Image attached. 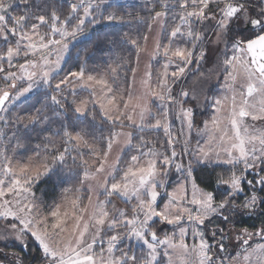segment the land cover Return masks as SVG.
Segmentation results:
<instances>
[{"label": "snow or ice", "instance_id": "snow-or-ice-1", "mask_svg": "<svg viewBox=\"0 0 264 264\" xmlns=\"http://www.w3.org/2000/svg\"><path fill=\"white\" fill-rule=\"evenodd\" d=\"M156 4L161 11L155 10ZM121 8L111 0H0V78L5 81L0 87V122L8 123L5 114L17 102L47 89L37 100L41 107L33 105L35 114L26 111L15 120L27 119L32 125L59 122L58 129L45 130L62 134L63 147L61 151L48 138L47 144L37 147L50 156L36 152L16 163L6 149L0 152V244L4 246L0 264H26L22 251L4 248L26 249L30 238L38 245L42 264H233L237 257L229 258L225 249L230 233L237 232L236 239L245 246L253 237L264 240V221L253 225L254 231L236 227L241 217L264 216V0H156L150 21L139 18L149 31L160 22L167 40L165 44L157 40L151 52L147 33L135 38L127 33L100 34L98 50L132 46L129 59L118 58L131 73L132 84L142 54L152 62L165 59L155 87L151 64L145 66L140 95L114 88L106 74H94L87 63L53 83L63 70L61 61L69 44L84 32L85 22L125 24V15L133 14L121 15ZM53 51L55 61L49 59ZM206 58H215L222 70L224 94L204 97L213 114L196 130L197 136L206 137L204 143L198 140L193 148L198 86L209 79L200 71ZM21 59L24 63H17ZM170 67L175 70L169 71ZM188 74L196 79L184 87L180 82ZM174 86H179L175 95ZM77 88L90 92L91 99H73L66 107L65 90L75 95ZM148 97L154 98L159 111H152ZM97 106L105 122L119 130L110 128L107 135L95 136ZM48 109L52 120L45 114ZM173 121L179 122L175 129ZM125 126L136 133L125 131ZM151 131L163 132V151L157 148L158 141L142 135ZM97 139L104 144L102 149L94 146ZM114 146L120 151L110 162ZM85 147L91 161L83 157ZM133 151L136 154L129 155ZM73 152L77 153L73 164L83 169L79 186L62 189L60 202L45 205L34 188L58 165H65ZM185 156L190 157L186 162ZM208 163L223 169L216 173L215 183L222 186L217 191L200 188L193 175L195 166ZM173 169L182 175L168 192ZM251 173L256 175L247 179ZM86 181L94 184L85 189ZM159 189L167 196L162 207ZM116 199L129 207H117ZM161 224L175 230L158 235ZM137 247L145 251L138 254ZM244 252L248 264H264V243L250 251L245 247Z\"/></svg>", "mask_w": 264, "mask_h": 264}, {"label": "rangeland", "instance_id": "rangeland-1", "mask_svg": "<svg viewBox=\"0 0 264 264\" xmlns=\"http://www.w3.org/2000/svg\"><path fill=\"white\" fill-rule=\"evenodd\" d=\"M119 1H125L127 4H129L130 2H137L139 4L145 3L148 5V7H150V11L153 7V4L156 3V0H111V2H113V3L119 2ZM169 2L175 3V0H169ZM156 5H159V4H156ZM155 10L161 11L162 9L157 10V7H156ZM150 13H152V11ZM153 14L154 13H152V15ZM75 22L76 21L73 20V24ZM88 27H90V28H88ZM94 27H96V25H91L86 21L84 32L82 34H80L75 40H78V39L84 37L87 34V32L92 30ZM46 30L47 29H42V31H46ZM147 35H148L147 49L149 52H151L154 49L157 40H159L161 42V44L167 43V40L163 36L160 22L154 23L152 25L151 31H149V30L147 31ZM56 38L59 39V36H57ZM75 40H72L71 43L69 44V50L71 49ZM68 56H69V51H68V53H66L64 55V59L61 61V68H63V64H64L65 60L68 58ZM31 58L32 57H29V59H31ZM56 58H57L56 52L53 51L51 53V55L49 56V59L52 61H55ZM156 59L158 60V62H152L147 55H144V54L141 55L140 64H139V67H138V70L136 73L134 84L131 83V75H129V77H130L129 80H125L126 72L124 74L121 70L120 65L118 63H114V59L112 58V56H109V58H106L104 63L100 64L99 65L100 67L97 70L89 69V71H92L94 74H102V75L106 74V78L108 79L109 83L113 85L114 88H117V86H118L120 89H131L136 95H140L144 91L143 86L141 84V80L143 79V76H144L145 66L148 64H151V70L153 72V87H155L156 74L163 71L162 65L165 63V59L162 56L157 57ZM17 63H24V60L21 59V60L17 61ZM111 68H115L116 72L112 73L110 70ZM208 69H213L214 70L213 73L209 74L207 72ZM218 69H219V65H218L217 61L215 60V58H212V59L206 58V61L204 62V64L200 68L201 72H204L206 75H209V79L200 83L198 86L199 89L201 90V96H200V104H199V107H198L196 114H195L196 129L193 130L192 136H191L193 148L196 146V143L198 140L200 141L201 144L204 143V139H206V137L204 139H202L201 137L197 136L196 130L202 129L203 128V121L210 120V118L213 114L212 108L209 107L208 104L204 101V97L207 96L208 98H211L212 96H220V95L224 94L223 90H222V86L224 83V80H223L224 74H223L222 70H218ZM12 70L17 71L16 69H12ZM174 70H175L174 67L169 68V71H174ZM17 74L19 75V72ZM195 79L196 78L193 75L188 74L186 79L182 80L180 82V84L183 85L184 87H189V86H192V82ZM55 82H58V81H53V83H55ZM4 86H5V81L2 78H0V87H4ZM178 91H179V86H174L173 94L175 95L176 92H178ZM64 95H66L70 100L76 99L77 101H79L80 99H91V93L90 92L81 90L79 88L76 89L75 95L70 94L67 90H65ZM153 99L154 98H152V97L147 98L149 107L152 109V111H159L156 103H153ZM19 104H21V102H17L16 106L10 108L9 113L5 114L7 116V119H8L7 124L0 122V133H2V135H0V152H3L6 149L7 154L9 156L13 157V163H16L17 161L25 162L28 157H30V156L34 157L36 152H39L41 156H45L44 155L45 153H47L50 156V154H51L50 152H45L43 150V148H38L37 146L47 144L48 138H49L48 135L49 134L54 135L55 132L47 130L48 133H46V131L44 130L43 135H42L44 140L43 141L40 140L39 142H37V144L35 143L36 145H34L35 147L33 146L34 148L31 147L28 149L27 146L25 145V143H23V140H25L24 136H23L24 135L23 131L27 130V128H29L32 124H28L27 119H25L24 121H21V122H17L15 120L16 115L24 116L26 113V111L21 110ZM91 107H92V105L89 104V108H91ZM96 108L99 110V106H97ZM27 112L29 114H33L31 111H27ZM136 119H137V121H139L138 116L136 117ZM145 121L151 122V117H146ZM26 124H28L27 128L25 127ZM57 126L54 124V126L51 127V129H53V130L57 129ZM178 126H179V122L173 121L174 129ZM257 126H259V125H257ZM124 130L133 132V130L131 128H127V127H125ZM133 133L135 134V132H133ZM51 140L55 141L57 147H60L61 151L63 150L62 142H59V140L56 138L51 139ZM149 140H151V139H149ZM89 142L93 143L91 140H89ZM17 143H19L20 147H17ZM94 146L97 149H101L95 143H94ZM157 148L161 151L164 150L162 145L157 146ZM13 150H15V151H13ZM81 151L83 153L84 159H89L91 161V159L93 158L91 152L86 147L82 148ZM119 151H120V148L114 146L113 151L109 157L110 162L115 159V157ZM177 151H179V148L177 149ZM132 154H136V153L133 151L129 155H132ZM76 155H77V153L73 152L71 154V156H66V162L68 159H72V156H76ZM128 158H129L128 155H126L124 157L125 160H128ZM189 158L190 157L185 156V158H184L185 162ZM207 165L214 166V164H212V163H208V164L203 165V166H207ZM196 167H198V166H195V168ZM181 175L182 174L176 173L174 169L172 170V175L169 177V185L167 186L168 192H171L172 188L175 186L178 179L181 178ZM193 175H194V172H193ZM251 178H252V175L250 174L249 179H251ZM89 183L94 184L93 181H86L83 187L86 189ZM199 186H200V188H203L201 185H199ZM159 190L161 191L162 198H158V206L162 207L163 204L167 202V196L162 189H159ZM245 190L248 191L247 187ZM190 192H191V186L189 185V193ZM85 193H87V192L86 191L83 192V194H85ZM87 195H88V193H87ZM37 197L41 198V196H39V195H37ZM100 198L104 199L103 196H101ZM57 202H60V201H57ZM44 203H45V205H47L48 202L45 200ZM115 203H116L117 207H129V205L124 204V202L120 199H116ZM132 203L135 204V201H132ZM51 204L52 203H50V205ZM45 210H47V208ZM246 217H249V216H246ZM217 223H218V221H217ZM174 230L175 229L171 225L161 224L158 227V234L162 236L164 232L171 233ZM237 235H239L237 232H232L228 235V238L225 241L226 253L229 255V258L237 257V259L235 261H233V264H248L247 261L243 260V256L245 255L244 248L247 247L250 251L251 248H254L257 244L264 243V240H261L259 237H253L252 240L249 241V245L245 246L242 244V242L240 240L236 239ZM186 239H187L189 244L193 243L191 235H189ZM217 239H219V236H217ZM210 241L211 240H209V243H214L213 241H211V242ZM195 242L198 243L199 242L198 239ZM105 247H106V245H105ZM134 250L137 251L138 254L141 251H145L144 249L139 248V247L135 248ZM96 251L99 252L98 247H97ZM214 251H215V249H214ZM237 254H239V256H237Z\"/></svg>", "mask_w": 264, "mask_h": 264}, {"label": "trees", "instance_id": "trees-1", "mask_svg": "<svg viewBox=\"0 0 264 264\" xmlns=\"http://www.w3.org/2000/svg\"><path fill=\"white\" fill-rule=\"evenodd\" d=\"M122 6L121 8V15H124L125 11L132 13L133 15L127 16L125 15V24L117 23H107V22H101L100 24H97L96 27H94L92 30L88 31L87 34L74 41V44L72 45L71 49L69 50V56L65 60L63 64V70L59 72V75L55 77L54 81H58L59 79L63 78L64 75L69 70H78L79 66L83 63H87L88 69L91 70H97L100 66V64H103L106 58H109V56H112L114 59V63H118L121 67L122 72L128 76L131 75L130 72H128L127 68L124 67L123 61L118 58H124L125 60L129 59L131 57L133 48L131 45H117L115 48L109 50L107 46L104 47V50H98L97 48V37L105 32L109 33H127L129 36L135 38L138 34H144L147 33L148 28L146 23H141L139 18H143L145 21H150L152 13H150V7H148L147 4L142 3L139 4L137 2H130L127 4L125 1H119L115 2ZM157 10L161 9L159 5H156ZM68 8V4H63V9L66 11ZM114 10V9H113ZM89 26V25H88ZM91 27V26H90ZM88 27V28H90ZM135 66V65H133ZM121 72V73H122ZM47 91V89H41L40 92L34 93L30 95L27 99H23L21 104H19L21 110L24 111H31L33 114H35L34 107L36 108L41 107L40 103H37V100L40 99L44 92ZM68 98V102H66V107L68 106V103L71 102ZM93 113L96 116L95 121V129L94 134L95 136L99 137L101 132H103L104 135H107L109 132V129L112 130H118L119 127L115 125H109L105 122V120L101 117L100 111L95 108L93 109ZM48 115L49 119L52 120V111L51 109H48L45 113ZM74 118V117H73ZM54 124L57 126V129L60 127L59 122H53L51 125L48 124L47 121L31 125L27 130H24V139L23 143L27 146V148H34L40 140L43 141V132L45 129H48L49 127H53ZM126 127V126H125ZM70 130H72L70 128ZM133 132L136 133V129H132ZM46 133L47 130H45ZM147 139H151L153 141H158L157 146L163 145L164 142V134L162 131H151V132H145L142 133ZM49 138L51 139H58L59 142H62V134L56 135V134H49ZM89 140H92V137H89ZM36 143V144H35ZM95 144L99 146L101 149L104 147V144L99 140H95ZM34 146V147H33ZM45 156L48 155L47 153L44 154ZM51 155V154H50ZM71 169V171H70ZM223 171L222 168H217L212 165L207 166H198L194 170V176L196 178V182L201 185L206 190L210 191H217L222 186H219L215 183V177L216 173ZM83 169L78 166V164H73L72 159H68L66 164L63 166H57V171H55L53 174H51L48 177L43 178L38 185L35 187L36 195L41 196V198L45 201H47V205H50V203H53L54 201H61L62 196V189L67 187H75L79 186V177L82 176ZM251 175H253L251 173ZM250 175H248L247 178H249ZM71 195V194H69ZM84 196V202L87 201V193L83 194ZM240 222L236 225L237 228H248L250 231H254L253 225H256L257 227L260 225L262 221H264V216H251V217H241L239 218ZM166 229V228H165ZM159 235V234H158ZM212 241V240H211ZM210 241V242H211ZM3 244H0V248H3ZM5 251H22V254L26 257V264L30 261L31 264H42V261L40 259V253L38 251V245L35 241L29 240V247L27 249L21 250L19 247H9L4 248Z\"/></svg>", "mask_w": 264, "mask_h": 264}, {"label": "flooded vegetation", "instance_id": "flooded-vegetation-1", "mask_svg": "<svg viewBox=\"0 0 264 264\" xmlns=\"http://www.w3.org/2000/svg\"><path fill=\"white\" fill-rule=\"evenodd\" d=\"M253 175H252V178L251 179H253V177L256 175L255 173H252ZM247 179H249V178H247ZM247 190H248V188H247Z\"/></svg>", "mask_w": 264, "mask_h": 264}, {"label": "built area", "instance_id": "built-area-1", "mask_svg": "<svg viewBox=\"0 0 264 264\" xmlns=\"http://www.w3.org/2000/svg\"><path fill=\"white\" fill-rule=\"evenodd\" d=\"M242 242V240H240Z\"/></svg>", "mask_w": 264, "mask_h": 264}, {"label": "bare ground", "instance_id": "bare-ground-1", "mask_svg": "<svg viewBox=\"0 0 264 264\" xmlns=\"http://www.w3.org/2000/svg\"><path fill=\"white\" fill-rule=\"evenodd\" d=\"M243 247V246H242Z\"/></svg>", "mask_w": 264, "mask_h": 264}]
</instances>
